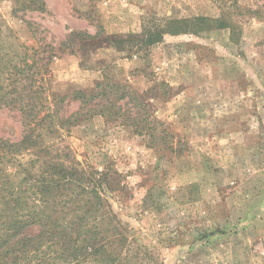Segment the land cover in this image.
<instances>
[{
    "label": "rangeland",
    "instance_id": "rangeland-1",
    "mask_svg": "<svg viewBox=\"0 0 264 264\" xmlns=\"http://www.w3.org/2000/svg\"><path fill=\"white\" fill-rule=\"evenodd\" d=\"M196 16L223 19L233 38L167 37L139 53L110 37ZM0 28L38 51L52 46V95L119 81L168 132L158 145L95 117L65 133L83 165L118 172L122 190L106 197L135 251L155 264H264V0H0ZM73 31L99 36L70 42ZM23 134L20 114L0 106V137Z\"/></svg>",
    "mask_w": 264,
    "mask_h": 264
},
{
    "label": "trees",
    "instance_id": "trees-1",
    "mask_svg": "<svg viewBox=\"0 0 264 264\" xmlns=\"http://www.w3.org/2000/svg\"><path fill=\"white\" fill-rule=\"evenodd\" d=\"M215 19H167L132 41L110 37L115 45L129 44L139 53L167 35L230 30L233 38L236 29ZM98 36L73 31L68 40ZM56 57L52 46L38 51L0 28V106L17 111L24 127L19 141L0 137V264H155L144 247L132 248L128 228L108 202L107 193L122 190L118 172L111 165L102 171L83 165L64 141L65 133L95 117L131 127L158 145H169L168 132L162 135V124L137 110L144 94L119 81L106 79L95 89L52 95L46 75ZM74 104L77 109L69 113Z\"/></svg>",
    "mask_w": 264,
    "mask_h": 264
},
{
    "label": "crops",
    "instance_id": "crops-1",
    "mask_svg": "<svg viewBox=\"0 0 264 264\" xmlns=\"http://www.w3.org/2000/svg\"><path fill=\"white\" fill-rule=\"evenodd\" d=\"M185 18H188V17L175 18V19H185ZM218 31H219V30H218ZM228 31H229V34L231 35V31H230V30H228ZM181 36H183V35H179V36H171V35H167V36L165 37V41L167 40V37L176 38L177 40H179V39H182ZM228 40H229V39H228Z\"/></svg>",
    "mask_w": 264,
    "mask_h": 264
}]
</instances>
